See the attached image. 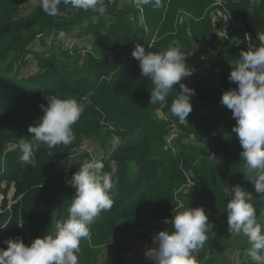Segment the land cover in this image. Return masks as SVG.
Returning <instances> with one entry per match:
<instances>
[{
  "label": "trees",
  "instance_id": "16d2710c",
  "mask_svg": "<svg viewBox=\"0 0 264 264\" xmlns=\"http://www.w3.org/2000/svg\"><path fill=\"white\" fill-rule=\"evenodd\" d=\"M31 1L0 0V248L7 249V239L21 238L30 246L34 239L54 233L56 222L67 217L75 195L69 182L79 169H73L71 161L81 147L90 145L102 152L95 160L113 173V205L90 225V238L80 243L78 264H94L101 247H106L114 264L119 263L131 245V235L150 222L171 220L188 207H203L213 225L204 246L193 253L196 264H251L248 255L233 263V256L244 255L250 245L246 236L229 233L224 199L227 186L238 184L248 194L255 191L246 179L254 173L245 169L242 148L232 132L236 121L221 103L223 92L235 87L228 80L230 71L246 51L240 30L235 31L234 40L232 34L217 40L210 18L213 0H160L159 6L152 0L138 4L140 10L134 3L119 8L131 0H115L112 5L103 0L102 13L61 3L59 15L46 14L41 5L21 14V6ZM222 2L225 12L258 47L256 36L264 33V0L253 5L241 0ZM177 13L190 18L179 22ZM141 15L143 25L138 23ZM69 33L91 40L85 57L70 56L64 49H46L50 39ZM153 36L157 38L154 43ZM137 44L151 52L179 46L187 55L185 62L193 74L181 83L196 94L186 121L169 112L180 92L179 84L169 92L165 105H150L153 85L141 75L139 62L132 56ZM134 72L138 75L134 94L130 89L127 93L150 113V122L157 127L155 145L144 147L151 133L145 120L128 109L127 100L118 101L120 105L101 102V84H121ZM46 94L87 105L72 126V142L51 152L36 145L28 132L44 115L40 105L47 106ZM158 110L164 120L156 117ZM171 128L186 135L185 145L179 141L176 153L164 145L166 129ZM20 139L34 144V165L20 161ZM188 180L193 185L185 187ZM11 188L12 200H8L6 193ZM260 195L248 202L264 225ZM9 203L13 204L5 211ZM19 221L27 222L26 233ZM158 229L172 230L170 224Z\"/></svg>",
  "mask_w": 264,
  "mask_h": 264
},
{
  "label": "clouds",
  "instance_id": "9594fccd",
  "mask_svg": "<svg viewBox=\"0 0 264 264\" xmlns=\"http://www.w3.org/2000/svg\"><path fill=\"white\" fill-rule=\"evenodd\" d=\"M137 4H149L152 0H136ZM71 5L78 10L104 12L103 0H41L42 10L51 16L59 15V5ZM156 6L160 0H155ZM258 47L242 51L238 63L228 76L235 89L223 92L222 105L232 112L236 124L232 128L242 148L240 158L245 169L254 174L250 181L256 193L264 199V33L256 36ZM173 44L177 42L173 41ZM139 62L141 75L153 85L150 91V105H165L169 92L179 84L180 92L172 101L169 112L179 121H186L192 112L191 98L195 90L181 83L193 74L186 65V57L179 46L170 45L161 52L146 51L137 44L132 52ZM47 106L41 104L44 115L36 126H30L36 145L45 146L50 152L58 145H68L74 139L72 126L81 118L87 105L74 98L61 99L56 95H45ZM20 161L35 164L34 144L19 140ZM99 160L84 162L69 182L75 189L67 217L55 224L53 234L36 238L30 246L23 239H7V249L0 248V264H78L77 253L80 243L90 238L92 225L102 212L112 208L113 173L104 170ZM240 185L224 188L227 200L228 231L244 235L250 245L247 255L251 264H264V225L258 222L257 213ZM172 230L160 231L153 236L155 248L146 255L153 264H196L193 256L208 240V215L203 207L177 212L171 220H165ZM22 226V225H21ZM3 229V228H0Z\"/></svg>",
  "mask_w": 264,
  "mask_h": 264
},
{
  "label": "rangeland",
  "instance_id": "374dc122",
  "mask_svg": "<svg viewBox=\"0 0 264 264\" xmlns=\"http://www.w3.org/2000/svg\"><path fill=\"white\" fill-rule=\"evenodd\" d=\"M166 2H168V0H166ZM165 2V3H166ZM124 3V2H122ZM128 5H118L119 8L121 9V7L123 6H129L130 4L133 3V1H128L126 2ZM125 3V4H126ZM39 5H41V0H33L27 4H23L20 8L21 10V14L25 15L26 13H29L30 11H33L36 7H38ZM207 11L210 10V7L206 9ZM188 18H190L189 15H184V14H180L177 13V21L181 22V21H187ZM144 16H142L140 19H138V23L140 25L144 24ZM68 35V36H67ZM70 35H72V33L66 34L64 36H59V37H55L52 39H50L47 42V46L46 49L49 50L54 49V48H59V49H64L67 50L70 56L73 55H77L78 57H85V54L87 51L90 50V41L88 37H71ZM153 43L154 41L157 40L156 36H153ZM151 39V40H152ZM151 43V41H150ZM149 43V44H150ZM38 49V47H37ZM36 49V50H37ZM146 51L148 49H145ZM28 58L30 60H32V57L28 56ZM31 69L36 70L35 67H31ZM30 69H26L25 71H29ZM138 75L137 73H132L131 75H128V77L125 79V81H121L120 83H103L100 85V95H101V102L102 103H108V104H113L115 101H117V105H120V102L118 101H122V100H127L128 101V109L132 110V111H136L138 113V115L140 117H142L145 120V123L150 131V138L148 142L144 143V147L146 145H155L156 144V131H157V127L155 125H152V123L150 122V118L151 115L150 113L143 108L142 106H138L137 102L135 99H132L129 94L127 93V90H131L130 94H134L133 91V87H134V83L137 80ZM156 117L159 119H165V116H163L161 114V112L156 111L155 112ZM186 137V135L183 133V131L178 130L176 128H171L170 130L166 129V134L164 137V145L167 146L168 149H170L172 151V153H176L177 152V144L180 141L181 145H185V140L184 138ZM116 142V140H115ZM114 146H116V143H114ZM83 154H87L89 161H93L96 159V157H99L100 154V150L97 149L95 146L94 148H90V145H84L83 147H81V149L75 154L74 158L71 161V164L73 163V169L74 168H78L84 163V162H88V159H86V157L84 156L83 158ZM102 156V155H101ZM100 156V157H101ZM12 195H13V190L12 188L9 189L6 193V198L8 200H12ZM251 196L248 197V199L250 200H255L257 199L259 196L258 194L253 191L250 193ZM2 197V195L0 194V198ZM262 219H264V215H262ZM146 226V225H144ZM143 226V227H144ZM135 235H131L130 239L132 237H134ZM242 257H244L243 255H240L238 257H236V261H239L240 259H242ZM109 259L108 257V251L106 250V247H101L98 250L97 256H96V261L94 262V264H103L104 262H106Z\"/></svg>",
  "mask_w": 264,
  "mask_h": 264
},
{
  "label": "built area",
  "instance_id": "2783aa9c",
  "mask_svg": "<svg viewBox=\"0 0 264 264\" xmlns=\"http://www.w3.org/2000/svg\"><path fill=\"white\" fill-rule=\"evenodd\" d=\"M132 1L136 5V7L140 10V7L138 6L136 0H132ZM232 1L236 2L240 0H232ZM241 1L247 2L249 5H253L254 3H258L260 0H241ZM114 2L115 0H108V3L110 5L114 4ZM211 7L214 9V11L210 14V18L218 41L225 40L229 34L233 35L234 32L237 29H239L240 31L243 32L246 49L248 50L249 47H256L250 43L249 36L244 30L243 26L238 21H235L228 13L225 12L222 0H213ZM237 87L238 85L236 86V88ZM100 154H102L101 151ZM192 185H193L192 182L188 180L187 185H185V187H190ZM12 204L13 203H9L6 206L5 211H8ZM26 224L27 222L25 221H19V228L24 231ZM164 225L165 223L163 220H158L157 222H150L146 224V226L142 227V229L137 231L135 234H133L135 236L129 240L131 241V245L128 251L124 253L123 259L128 260L129 258H134L132 264H153V261L146 255V253L155 248V244L153 243V236L160 232L158 226L163 227ZM140 245H142L143 248H141ZM105 264H114V263L111 259H108Z\"/></svg>",
  "mask_w": 264,
  "mask_h": 264
},
{
  "label": "crops",
  "instance_id": "0c3cea01",
  "mask_svg": "<svg viewBox=\"0 0 264 264\" xmlns=\"http://www.w3.org/2000/svg\"><path fill=\"white\" fill-rule=\"evenodd\" d=\"M244 2V1H243ZM247 3V2H246ZM142 17V15L140 16V18ZM244 28V27H243ZM244 30H245V28H244ZM246 31V30H245ZM242 34H243V32L242 31H240ZM247 33V32H246ZM237 38V35H236V33L234 32V34L232 35V39L234 40V39H236ZM243 38H244V35H243ZM249 40H250V37H249ZM220 42V41H219ZM153 43V42H152ZM250 43L251 44H253L252 42H251V40H250ZM244 45H245V39H244ZM254 45V44H253ZM152 46V44H149V47H151ZM255 46V45H254ZM245 49H246V45H245ZM208 52H209V50H207ZM246 51H247V49H246ZM236 86H237V84H235V87H234V89L236 88ZM93 148H94V146H93ZM140 247L141 248H143V246L142 245H140ZM135 251V250H134ZM240 255H242V254H236V255H234L233 256V258H232V260H233V263H236V262H239V261H236V257H238V256H240ZM247 255V253H245L243 256L245 257ZM109 257V256H108ZM244 257H242V259L244 258ZM111 259V258H110ZM133 260H134V258H129L128 260H124L123 259V255L121 256V259H120V262L119 263H117V264H132V262H133ZM106 262H104L103 264H105Z\"/></svg>",
  "mask_w": 264,
  "mask_h": 264
}]
</instances>
